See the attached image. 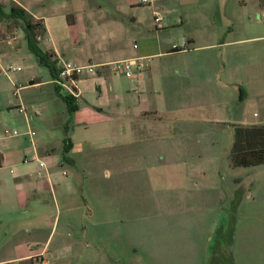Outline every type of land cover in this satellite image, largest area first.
I'll list each match as a JSON object with an SVG mask.
<instances>
[{
  "label": "rangeland",
  "instance_id": "374dc122",
  "mask_svg": "<svg viewBox=\"0 0 264 264\" xmlns=\"http://www.w3.org/2000/svg\"><path fill=\"white\" fill-rule=\"evenodd\" d=\"M30 1H41L35 10L50 15L54 39L38 37L42 49L56 51L60 65L98 67L81 79L84 108L73 116L54 91L49 69L29 48L23 23L0 19V150L13 160L0 174L14 185L25 172L35 186L44 178L37 156L56 185L75 187L73 200L60 194V202L85 203L83 221L78 212L68 216L64 205L59 213L52 248L64 241L69 221L76 228L72 250L55 264H264V165L234 168L230 161L238 116L253 123L264 113V38L255 40L262 36L257 28L264 10L257 0H155L154 7L135 0ZM0 2L9 13L13 1ZM65 9L74 25L64 22ZM154 10L171 19L184 16L190 26L183 32L210 35L208 42L216 35L215 43H222L232 22L233 39L250 41L212 51L218 75L210 85L195 87L178 67L204 58V51L151 59L152 66L163 61L167 69L139 83L114 71V63L137 56L134 44L140 46L141 38L164 33L155 28ZM17 67L22 70L10 71ZM148 104L152 110H142ZM33 106L44 108L40 116ZM27 120L35 143L26 137ZM62 120L70 123L75 142L68 154ZM8 128L20 136L7 137ZM48 144L57 148L51 157Z\"/></svg>",
  "mask_w": 264,
  "mask_h": 264
},
{
  "label": "crops",
  "instance_id": "0c3cea01",
  "mask_svg": "<svg viewBox=\"0 0 264 264\" xmlns=\"http://www.w3.org/2000/svg\"><path fill=\"white\" fill-rule=\"evenodd\" d=\"M12 1L14 4H17L23 7L26 11H28L35 20L42 21L46 29L45 37L49 36L50 38L51 36L52 38L54 36L53 31L50 30L49 27L50 15L43 14L40 13L39 10H35V8L37 9V7L43 6V4H40L42 3L41 1L34 0L35 3L30 0H12ZM125 1L127 3H131L134 0H125ZM136 1L138 3V0H135V2ZM257 3L260 9L264 10V8L260 4V0H257ZM155 12L158 11L154 10L153 12L154 22H155ZM77 13L81 14V9L80 11L77 10ZM62 16L64 18V22H65V18L67 19V24L69 26L75 24V17L73 14H70V10L68 11L65 9V11H62ZM160 17L163 20L160 24L155 23V28L157 30H160L158 32H164V33L153 34L154 39L147 40L141 38L140 39L141 45L138 46L137 48L134 47L137 56L131 58L126 57L116 61V62H120L127 59H140L144 69L142 72H138L133 78H131L137 80L139 83L143 82V80L147 78L149 75L153 77L154 71L159 70L164 72L165 69H167L166 66L165 68H162L163 64H166V62L163 61L161 62L153 61L157 63H154V66H152L151 63H149L151 59L158 60L159 58L173 57V55L176 54H190L192 52L193 54H195L196 52L204 51L205 52L204 58L201 59L192 58L188 60L185 59L181 64H178V67L182 78L186 79L192 85L196 84L195 87L200 88L202 86L199 84V82L210 85L214 81V79L216 81L218 75L217 74L218 65L216 59L212 57V51L217 47L231 48L233 46L240 45V43L242 42L250 41L249 39L247 40L233 39V33L235 29H234V22L232 21L231 22L233 26L227 32V36H225L222 43L217 44L215 43L216 35H215V40L213 42H208V40L210 39V35L208 36L206 34L201 39V37L195 35V32L192 33L190 32L188 34H185L183 30L185 28H189L190 22L186 21V18L184 16H177L171 19L170 14H165V15L160 14ZM192 18L201 20L200 17L197 15L194 17L192 16ZM164 22L166 24H162ZM60 25L63 26V28L66 26L63 23H60ZM259 25L260 27L257 28L258 29L257 32L260 33L262 36L255 38V40H260L264 38V21H262L261 23L259 22ZM196 27L199 28V26ZM249 27L250 26L244 27V29L245 30L246 28L250 29ZM62 31L66 32L65 28ZM163 34L164 36H166L165 39L164 37H162ZM181 45H183V47H181ZM175 48L181 50L175 52L173 51ZM44 51L54 55V59L58 62V69L64 64L62 63L60 65V60L58 59V55L56 51L52 49L50 50L46 49ZM107 63H111V62H101L97 65H102ZM102 75H103L102 72H99V76L101 77ZM212 77L214 78L212 79ZM256 78H257L256 76L253 78L254 79L253 83L259 81ZM30 84L36 85L38 87L42 86L41 85L42 83H39L36 80L31 81ZM51 84L58 98L62 102H64L55 89L56 86L54 85L53 77ZM238 84L241 85L243 84V82H238ZM78 87L80 91V97L76 99V105L78 107V110L72 114L73 116H75L76 114L77 116H79L82 112L81 109L84 108L83 106L82 108L79 106L81 100H83L85 96V86L83 80H80L78 82ZM23 88H25V86L21 87V89ZM240 92H241V100H244L247 94L244 92L243 89H240ZM43 109L44 108L39 106H33L34 115L40 116L42 114ZM142 110L145 111L147 110V112H150L152 110V106L148 104ZM139 115L140 117L143 116L141 115V113ZM260 116H261V121L250 123L244 121L243 118H239L241 117V115H239L235 124L247 125V126L264 125V113L261 114ZM51 117L54 118L53 113H51ZM161 121L162 120L158 122L161 123ZM27 124L29 128L28 130L29 131L32 130L30 129L29 126L30 123L28 120H27ZM76 124L80 125L78 123V120L76 121ZM60 125L62 126L65 134L63 140V145H64L63 147L65 148L67 139L69 140L71 139L70 123L67 122L66 120H62ZM155 126L156 128H158L160 125L155 123ZM160 129H162V127ZM27 133H25L26 137L28 136ZM25 134L23 136H25ZM35 136L32 139L28 136L29 140L32 143H35ZM146 139H152V138H146ZM71 145H72V149H74L75 142L72 141ZM26 150L27 153L32 151L29 148H26ZM56 151L57 148L54 145L48 144V146L46 147V153L49 157H51V154L56 153ZM0 155L2 157L0 170H2L4 165L12 162L13 160L11 159L12 155L10 153L4 152L3 150H0ZM66 158H67L66 162L75 165L73 160L69 159L67 156ZM33 161L38 162V157L35 156L33 158ZM45 165H46L47 173L43 176L44 177L43 179H40V181L36 183L35 186H33L29 181V176L31 175H28L25 172L23 173L22 176L15 177V181L13 183L14 185H12L11 181H9L5 177V175L0 174V264H41L42 262L44 264H55V261L58 259V257H62L64 254H66L67 251L72 250V244L75 239L73 237L74 235L73 231L76 228V226L70 221L67 224L68 228L66 231V236H64L65 237L64 241L61 242L60 239L57 240L56 244L52 248L54 230L56 229V221L58 220L59 213L62 210L63 205L67 207V211L69 212L68 216H75L76 212H78L77 216L81 215L82 217L81 221L85 220L82 214V210L85 209V203L83 202V205L79 203L74 205L70 202L69 203H65L63 201L60 202V197H59L60 194H65L66 196L65 198L70 197V199L73 200V197L76 193V189L75 187L72 186V184L68 185V187L65 189H63L60 185H56L51 178L52 176L51 168L48 167L47 169V164L45 163ZM37 171L38 172L40 171V165L37 168ZM203 174L205 173L203 172ZM18 187L22 188L24 191L22 196L20 191L18 190ZM10 197L11 198L13 197L11 199L13 201L10 200ZM55 209L57 210L56 214H54Z\"/></svg>",
  "mask_w": 264,
  "mask_h": 264
},
{
  "label": "trees",
  "instance_id": "16d2710c",
  "mask_svg": "<svg viewBox=\"0 0 264 264\" xmlns=\"http://www.w3.org/2000/svg\"><path fill=\"white\" fill-rule=\"evenodd\" d=\"M260 4L264 8V0H260ZM4 18H12L23 23V32L29 48L36 54L39 62L49 69L52 77L54 79L57 78L59 74L58 62L54 59L53 54L43 51L39 46L38 37L44 35L46 32L42 21L35 20L28 11L17 4H13L10 12L7 13L3 3L0 2V19ZM180 50L175 48L173 51ZM55 89L67 104L69 113L73 114L76 112L78 110L76 98L72 95L63 94L58 87ZM71 149V142L67 139L65 153L68 154ZM1 161L2 157L0 155V167ZM230 161L234 168H249L264 165V125H234Z\"/></svg>",
  "mask_w": 264,
  "mask_h": 264
},
{
  "label": "built area",
  "instance_id": "2783aa9c",
  "mask_svg": "<svg viewBox=\"0 0 264 264\" xmlns=\"http://www.w3.org/2000/svg\"><path fill=\"white\" fill-rule=\"evenodd\" d=\"M155 0H138V3L141 5H153ZM160 13L155 12V23L160 24L162 22ZM135 48L138 47L137 44L134 45ZM104 67V66H103ZM97 68L93 65L81 66L72 62H66L59 68V74L57 78L54 79V85L60 89V91L65 95H72L76 99L80 97V91L78 87V82L83 79L86 75L92 74L95 75ZM143 64L140 59H127L117 63H114V71H120L127 78H133L138 72L143 71ZM22 69L20 67L12 68L10 71L18 72ZM21 88V87H20ZM19 90V89H18ZM26 109H21V112L26 114ZM28 136L32 139L35 136V132L30 130ZM5 135L7 137H16L20 133L17 130L6 129ZM40 165V171L38 175L43 177L46 173V165L42 161H38ZM41 264H44L43 262Z\"/></svg>",
  "mask_w": 264,
  "mask_h": 264
}]
</instances>
